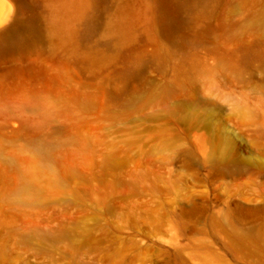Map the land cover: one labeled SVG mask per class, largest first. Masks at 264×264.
Listing matches in <instances>:
<instances>
[{"label": "rangeland", "instance_id": "rangeland-1", "mask_svg": "<svg viewBox=\"0 0 264 264\" xmlns=\"http://www.w3.org/2000/svg\"><path fill=\"white\" fill-rule=\"evenodd\" d=\"M0 0V264H264V0Z\"/></svg>", "mask_w": 264, "mask_h": 264}, {"label": "bare ground", "instance_id": "bare-ground-1", "mask_svg": "<svg viewBox=\"0 0 264 264\" xmlns=\"http://www.w3.org/2000/svg\"><path fill=\"white\" fill-rule=\"evenodd\" d=\"M86 0H73L72 1V11L69 12L68 16L66 15L67 8L62 7L61 11L64 16H61L59 20H57L56 25L60 27L62 32L67 36H72L74 33V28L70 24V18L73 15L78 14L82 8L86 5ZM68 12V11H67Z\"/></svg>", "mask_w": 264, "mask_h": 264}]
</instances>
